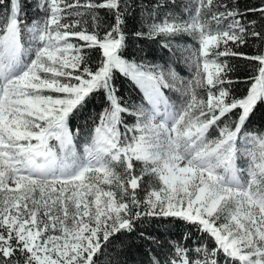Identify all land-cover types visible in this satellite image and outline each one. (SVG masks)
Wrapping results in <instances>:
<instances>
[{"label":"snow or ice","instance_id":"1","mask_svg":"<svg viewBox=\"0 0 264 264\" xmlns=\"http://www.w3.org/2000/svg\"><path fill=\"white\" fill-rule=\"evenodd\" d=\"M0 264H264V0H0Z\"/></svg>","mask_w":264,"mask_h":264},{"label":"trees","instance_id":"2","mask_svg":"<svg viewBox=\"0 0 264 264\" xmlns=\"http://www.w3.org/2000/svg\"><path fill=\"white\" fill-rule=\"evenodd\" d=\"M242 5L244 3H247L248 0H241ZM133 27V25L130 23L129 24V28L131 29ZM137 47H143L145 52H150L154 50V55H150L149 59H154L155 62L157 63H163L164 61L160 59V57H164V59H168L167 53L162 50L159 45L154 42V41H143L141 43H139L137 45ZM242 50H250L247 48H244ZM133 51H135V49H133ZM137 55L139 56L140 53L137 52ZM230 64L233 66L234 68V72L231 74L233 79L239 78L241 80H243L245 78L246 75V71H245V61L240 60V59H234V60H230L229 61ZM176 69L178 72H180L181 74H186L187 73V68L184 67L182 64L177 63L176 65ZM123 88V90L125 91V95H128L127 89L129 87V85L126 82H123V84L121 85V82H118V87ZM235 87L239 88V89H243L244 85L243 84H238L235 85ZM260 121V117H257V124H259ZM172 227V231L173 233H175L176 235H179L180 232L183 231V225L180 224L179 222H175L173 225H171ZM162 230V229H161ZM137 259H139V257H137Z\"/></svg>","mask_w":264,"mask_h":264},{"label":"rangeland","instance_id":"3","mask_svg":"<svg viewBox=\"0 0 264 264\" xmlns=\"http://www.w3.org/2000/svg\"><path fill=\"white\" fill-rule=\"evenodd\" d=\"M181 74V73H180ZM188 74V71H187V73L186 74H181V75H187Z\"/></svg>","mask_w":264,"mask_h":264}]
</instances>
